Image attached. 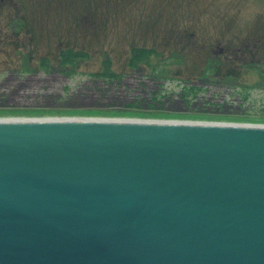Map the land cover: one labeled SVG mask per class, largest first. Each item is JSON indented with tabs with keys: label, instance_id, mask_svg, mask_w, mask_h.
<instances>
[{
	"label": "water",
	"instance_id": "water-1",
	"mask_svg": "<svg viewBox=\"0 0 264 264\" xmlns=\"http://www.w3.org/2000/svg\"><path fill=\"white\" fill-rule=\"evenodd\" d=\"M0 264H264V125L0 118Z\"/></svg>",
	"mask_w": 264,
	"mask_h": 264
},
{
	"label": "rangeland",
	"instance_id": "rangeland-1",
	"mask_svg": "<svg viewBox=\"0 0 264 264\" xmlns=\"http://www.w3.org/2000/svg\"><path fill=\"white\" fill-rule=\"evenodd\" d=\"M0 118L264 125V0H0Z\"/></svg>",
	"mask_w": 264,
	"mask_h": 264
},
{
	"label": "trees",
	"instance_id": "trees-1",
	"mask_svg": "<svg viewBox=\"0 0 264 264\" xmlns=\"http://www.w3.org/2000/svg\"><path fill=\"white\" fill-rule=\"evenodd\" d=\"M66 53L70 54L73 61H84V60H86V59H84V58H86V56H84V54H82V53H76V52H74V53L73 52H66ZM153 53H156L154 49H148V48L136 49V50H134L133 55H132V59H133L132 62H133V64H135L134 60L136 58H141L144 56H145V58L148 59L149 57L152 56ZM95 78L97 81H102L103 84L106 82V85H112L113 84L112 82H119L121 79V76L119 77L117 74H115V72H113L111 70L110 63L108 62L105 64L104 68L101 71L97 72V74L95 75ZM206 78H209V77H206ZM226 78H227V81L229 82V78L228 77H226ZM198 90L201 91V88L195 89V88H191L189 86L182 87V91L184 92V96H188V94H194L195 95L194 98L197 97L196 91H198ZM246 95H244L243 98H245Z\"/></svg>",
	"mask_w": 264,
	"mask_h": 264
},
{
	"label": "flooded vegetation",
	"instance_id": "flooded-vegetation-1",
	"mask_svg": "<svg viewBox=\"0 0 264 264\" xmlns=\"http://www.w3.org/2000/svg\"><path fill=\"white\" fill-rule=\"evenodd\" d=\"M219 69V67L216 69L215 67H214V64H212V62L211 61H209L208 63H207V65L205 66V70H204V74H203V76L206 78V77H209L210 75H213L214 73H216L217 72V70ZM226 77H228L229 78V82H231V81H238L239 79L238 78H236L233 74H229V75H226Z\"/></svg>",
	"mask_w": 264,
	"mask_h": 264
},
{
	"label": "bare ground",
	"instance_id": "bare-ground-1",
	"mask_svg": "<svg viewBox=\"0 0 264 264\" xmlns=\"http://www.w3.org/2000/svg\"><path fill=\"white\" fill-rule=\"evenodd\" d=\"M122 119H124V120H127V119H129V120H133V119H136V118H127V119L122 118ZM122 119H119V120H122Z\"/></svg>",
	"mask_w": 264,
	"mask_h": 264
}]
</instances>
